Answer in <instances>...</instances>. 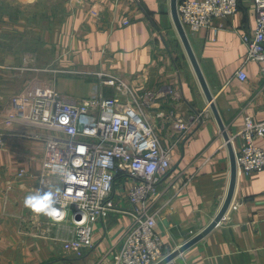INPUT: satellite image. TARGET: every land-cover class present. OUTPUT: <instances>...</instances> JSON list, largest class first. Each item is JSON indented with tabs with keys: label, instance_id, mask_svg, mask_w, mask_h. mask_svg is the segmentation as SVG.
<instances>
[{
	"label": "crops",
	"instance_id": "0c3cea01",
	"mask_svg": "<svg viewBox=\"0 0 264 264\" xmlns=\"http://www.w3.org/2000/svg\"><path fill=\"white\" fill-rule=\"evenodd\" d=\"M40 1L0 0V109H8L10 97L33 79L34 72L24 69L32 64L77 71L41 74L44 79L54 77L57 90L74 97H87L100 80L99 72L114 71L136 92L180 84L185 101L177 106L178 113L186 115L208 105L172 21L170 0H64L61 13L39 10ZM255 17L253 0H238L237 11L214 18L212 27L186 29L235 147L241 142L238 131L246 116L264 119L263 79L257 63L244 61L242 42ZM239 68L246 79L237 77ZM35 88L32 85L30 92ZM100 90L106 96L113 94L109 85ZM160 131L163 144H168L172 138L165 128ZM255 144L264 148V136ZM42 150L41 143L12 135L0 149V264H109L100 257L117 244L130 223L129 214L123 212L131 207L125 199L105 221L94 225V247L81 256L60 240L32 234L29 220L44 215L37 218L25 208L23 194L39 175ZM170 159L155 204L159 207L155 230L166 253L212 220L227 191L228 148L213 114L171 151ZM19 167L30 176L18 178ZM232 200L240 205L166 264H264V168L237 171Z\"/></svg>",
	"mask_w": 264,
	"mask_h": 264
},
{
	"label": "built area",
	"instance_id": "2783aa9c",
	"mask_svg": "<svg viewBox=\"0 0 264 264\" xmlns=\"http://www.w3.org/2000/svg\"><path fill=\"white\" fill-rule=\"evenodd\" d=\"M253 4L255 25L242 35L244 61L258 64L264 90V0H253ZM237 9L238 0H177L181 23L193 31L212 27L214 18L227 17ZM24 69L33 71L34 77L10 97L8 109H0V149L6 146L7 135L42 144L40 172L24 192L23 203L37 190H59L55 207L62 214L55 221L46 216L29 220L32 234L60 240L65 248L81 256L94 247V225L105 221L120 208L119 200L125 199L131 207L123 212L129 214L130 223L100 260L109 264H155L166 254L164 241L155 230L158 185L172 165L171 151L211 118L209 104L186 115L178 113L177 106L185 101L180 84L136 92L114 71L99 72L100 80L89 95L74 97L59 92L54 77L44 79L41 74L77 71L33 64ZM236 75L241 80L247 78L242 68ZM32 85H36L33 93ZM101 85L111 86L113 94L103 95ZM162 128L172 138L166 145L160 135ZM238 135L239 146L232 145L237 171L263 169L264 148L255 140L264 136V119L255 121L246 116ZM17 176L25 178L30 173L19 167ZM239 205L238 200H231L227 211ZM18 217L25 220L23 215Z\"/></svg>",
	"mask_w": 264,
	"mask_h": 264
},
{
	"label": "water",
	"instance_id": "95a60500",
	"mask_svg": "<svg viewBox=\"0 0 264 264\" xmlns=\"http://www.w3.org/2000/svg\"><path fill=\"white\" fill-rule=\"evenodd\" d=\"M170 13H171L172 21L178 33V36L184 47L186 55L192 65L193 71L200 84L202 92L204 93V96L209 104L212 114L219 126V129L222 132L223 138L226 141V145L228 148V155H229L230 170H229V183H228L227 191L225 193V196L223 198V201L217 213L212 218V220L205 227H203L200 231L193 234L186 241H184L183 243L179 244L177 247L173 248L168 253H166L155 264H166L167 262L175 258L178 254H180L181 252H183L184 250H186L187 248H189L190 246L198 242L200 239H202L208 232H210L214 228V226L221 220V218L224 216V214L226 213L228 209V206L233 197L234 187H235V182H236V177H237V165H236V160H235V151L229 139L228 132L226 131L225 126L221 120L218 109L214 103L213 95L207 85V82L198 64L195 53L191 47L186 29L180 21V18L177 12V0H170Z\"/></svg>",
	"mask_w": 264,
	"mask_h": 264
},
{
	"label": "clouds",
	"instance_id": "9594fccd",
	"mask_svg": "<svg viewBox=\"0 0 264 264\" xmlns=\"http://www.w3.org/2000/svg\"><path fill=\"white\" fill-rule=\"evenodd\" d=\"M56 192L49 190L41 192L37 190L34 194H30L24 199L25 208L29 209L37 218L44 215L52 220H58L62 217L61 212L55 205L58 203Z\"/></svg>",
	"mask_w": 264,
	"mask_h": 264
},
{
	"label": "rangeland",
	"instance_id": "374dc122",
	"mask_svg": "<svg viewBox=\"0 0 264 264\" xmlns=\"http://www.w3.org/2000/svg\"><path fill=\"white\" fill-rule=\"evenodd\" d=\"M52 4L53 6H55L54 8L51 7ZM63 7H64V0H43L40 1L39 4V8H40L39 10H43L44 8H52L54 9V11L56 10V12L58 13H61L63 11Z\"/></svg>",
	"mask_w": 264,
	"mask_h": 264
}]
</instances>
